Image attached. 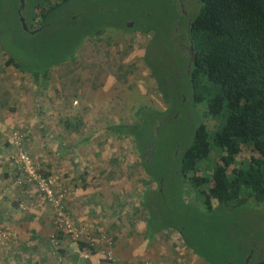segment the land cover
I'll return each instance as SVG.
<instances>
[{
  "label": "trees",
  "instance_id": "trees-1",
  "mask_svg": "<svg viewBox=\"0 0 264 264\" xmlns=\"http://www.w3.org/2000/svg\"><path fill=\"white\" fill-rule=\"evenodd\" d=\"M72 1L36 0L25 12L24 1L21 15L28 29L38 27L32 33L21 28L25 39L16 44L31 49L28 54L33 63L23 66L4 51L2 63L28 72L33 83L42 86L50 71L68 72L67 66L76 59V49L103 23L95 18L104 13L101 8H95L92 13L82 10L70 13L67 8ZM195 1L194 12L174 14L173 22L179 25L178 36L183 46L176 42L172 22L147 40L141 55L153 88L165 107L139 104L134 110L135 119L106 123L104 128L117 136H130L139 164L147 175L145 184L156 182L145 187L140 198V204L147 210V237L151 238L161 229L172 228L179 233L181 244L201 264H264L262 254H253L244 263L245 251L240 252L238 247L226 243V233L206 226L191 229L189 218L179 217V212L181 208L195 210L197 206L191 200L184 201L179 185L173 189L175 194L170 197L169 205L161 208L156 204L159 199L167 198L166 182L176 181L180 185L186 183L192 197L208 211L213 205L229 209L246 202L264 206V0ZM133 21L141 32L150 30L151 26L144 24V15L135 14ZM37 34L41 38H34ZM189 44L190 52L185 49ZM187 100H190L187 110L200 105L202 110H194L193 115L216 118L215 126L209 130L200 118L193 122L190 132L179 143L167 134L157 139L159 127L170 121L173 109ZM38 108L43 107L38 105ZM81 123L79 115L72 116L66 111L60 126L62 131L75 135ZM159 139L162 141L160 150L155 152V141ZM6 142L13 152V145ZM150 144L154 145L151 157L157 163L153 167L150 165L153 159L150 163L145 156ZM176 144L179 149L172 157ZM244 148L254 153L238 161L236 157ZM211 149H214L215 159L208 172H204L198 163L209 157ZM161 209L172 213L167 216ZM156 236L161 237V233ZM217 237L215 246L213 241ZM78 244L81 246L83 241Z\"/></svg>",
  "mask_w": 264,
  "mask_h": 264
},
{
  "label": "crops",
  "instance_id": "crops-1",
  "mask_svg": "<svg viewBox=\"0 0 264 264\" xmlns=\"http://www.w3.org/2000/svg\"><path fill=\"white\" fill-rule=\"evenodd\" d=\"M3 66L9 79L0 81V264H60L59 259L62 264H98L100 233L110 237L114 257L129 264H188L186 255L199 263L181 242L163 241L171 228L161 229L151 238L145 234L147 210L140 198L142 190L153 185L145 184V171L137 169L136 158L126 157L128 150L120 146L125 143L121 139L130 136L105 135L113 148L105 144L100 156L104 161H99V141H92L93 134L48 133L44 122L61 121L67 109H62L59 101L53 103L56 109H39L38 105L47 104L34 99L30 92L34 87L25 72L20 74L11 64ZM19 79L27 90H22ZM12 88L18 91L12 92ZM13 129L23 134L33 160L54 176V186L62 193L70 215L84 224L95 240L87 258L78 255L80 245L67 236L58 233L53 241L50 206L37 204L34 197L28 200V186L13 183L12 147L6 142ZM23 202L26 208L19 206Z\"/></svg>",
  "mask_w": 264,
  "mask_h": 264
},
{
  "label": "rangeland",
  "instance_id": "rangeland-1",
  "mask_svg": "<svg viewBox=\"0 0 264 264\" xmlns=\"http://www.w3.org/2000/svg\"><path fill=\"white\" fill-rule=\"evenodd\" d=\"M17 1L0 0V81L9 79L8 74L3 71L4 64L2 60L5 57L3 51L19 60L23 66H30L33 63L28 54L31 49H24L22 45L18 47L16 44L17 41L23 43L25 39V33L21 30L16 14ZM24 1L26 3L25 12L26 8L36 0ZM195 3V0H73L67 8L70 13L74 14L81 10L85 13H92L95 8H101L104 13L98 15L97 19L95 18V20L103 23L92 30V33L86 36L76 49V59L67 66L68 72L60 74L55 70L50 71L44 86L33 83L28 72H21L20 74L24 73L30 85L34 87L33 91L30 90L34 99L47 104H41L40 106L56 109L57 107L53 103L59 101L61 108H66L70 115L74 116L76 114L81 117L82 123L79 125L75 136L79 137L85 133L93 134L92 141H99V143H96L99 147L98 160L104 161L100 157L103 146L108 144L113 148V142L109 143L108 138L104 137L105 135L108 137L109 134V132L105 133L107 132L104 128L106 123L135 119L134 110L139 104L157 108L165 107L160 95L153 88L152 78L148 75V70L141 61V55L147 40L155 32L171 25L176 20L175 13L182 14L184 12L183 15H187V13L194 12L196 9ZM135 14L144 15V24L151 26L148 33L140 32L134 26V22L126 25L127 22L133 20ZM173 25L175 26L174 22L172 28ZM51 28L49 27V29ZM34 38H41V35L37 34ZM23 82L21 81L22 90L26 89ZM63 86L66 87L61 89ZM11 91L16 92L18 90L12 88ZM189 101L187 100L180 107L177 106L173 109L175 112L171 120L159 127V132L156 135L157 139L159 135L167 134L176 143H179L190 132L193 122L200 118L209 130L215 126L216 118L198 113L193 115V113H196L194 110H202L200 105H196L192 110H187L190 106ZM44 123L48 133L62 128L60 121L55 122L51 119ZM14 130L18 129H13L11 132ZM66 133L69 135L67 131ZM119 137L122 138V136ZM121 141L125 142L124 145ZM121 141H119L120 146L125 147L124 150L129 152V156L126 154V157L134 156L137 169L141 168L138 154L130 137H125ZM161 142L160 139L155 141V152L160 150ZM176 150H178V147ZM251 153L254 152L244 148L236 159L239 161L249 157ZM121 156L124 158V155ZM214 157V149H211L209 157L198 163L199 168L204 172H208L210 163L215 159ZM262 157L264 158V155ZM154 164L157 165L153 159L150 164L151 167ZM152 185H156V182H152ZM176 185H179L180 195L184 201L191 200L197 206L195 210L189 207L181 208L182 213L179 212V217L185 215L189 218L191 229L206 226L207 229L211 228L215 232L226 233L228 239L225 242L238 247L240 252L245 251V257L250 252V246L254 241L256 246L253 254L256 255L259 248L261 252H264L263 205L256 202H246L243 205L229 209L213 205V209L208 211L202 208L197 200L192 197V191L186 183L180 185L176 184V181H168L165 190L167 198H164V200L163 198L159 199V202L156 203L158 206L160 205L162 208V205L170 204V197L174 196L173 189ZM170 213L172 212L162 210V214L167 216ZM169 231L170 234L167 233L163 236V241L167 242L168 239H171L180 243L176 235L177 231L172 228ZM213 244L218 245V237L213 241ZM200 245L203 246L202 243ZM186 258L188 264H201L195 262L194 259L190 261V257L187 255Z\"/></svg>",
  "mask_w": 264,
  "mask_h": 264
},
{
  "label": "built area",
  "instance_id": "built-area-1",
  "mask_svg": "<svg viewBox=\"0 0 264 264\" xmlns=\"http://www.w3.org/2000/svg\"><path fill=\"white\" fill-rule=\"evenodd\" d=\"M7 141L13 145L14 150L10 153L9 159L14 166L13 183L25 184L28 186L25 189L27 192L28 200L31 197L36 200L39 205L48 204L51 208V224L53 231L50 234L55 242L56 235L61 233L73 241H84L83 245L79 246L77 253L81 258H87L92 248L94 247L95 240L89 236L87 227L77 222L70 215L67 210L63 199L62 193L58 188H55V178L49 172H43L40 166L32 159L24 144L23 134L14 130L7 136ZM19 206L26 208L27 204L19 203ZM5 237V234H3ZM98 241L100 246L98 249L100 253V260L98 264H129L114 257L111 251V239L104 233L98 234ZM59 263L62 264L61 259ZM139 262L137 264H144Z\"/></svg>",
  "mask_w": 264,
  "mask_h": 264
},
{
  "label": "flooded vegetation",
  "instance_id": "flooded-vegetation-1",
  "mask_svg": "<svg viewBox=\"0 0 264 264\" xmlns=\"http://www.w3.org/2000/svg\"><path fill=\"white\" fill-rule=\"evenodd\" d=\"M180 4V3H179ZM179 6H181V5H179ZM184 13V12H183ZM182 13V14H183ZM133 20L131 21V23L133 24ZM127 24V23H126ZM174 26V25H173ZM38 26H36L35 28H33V29H36ZM33 29H29L28 31H30V30H33ZM95 29V28H94ZM93 29V30H94ZM139 30V29H138ZM179 25L178 24H175V26L173 27V31H174V33H176L177 34V38H176V42H177V44H179V45H182L181 44V41H180V38H179V36H178V33H179ZM140 31V30H139ZM141 32V31H140ZM145 33H148V32H145ZM146 45V44H145ZM183 46V45H182ZM185 49H189V45L188 46H185ZM188 52H190V49H189V51ZM187 116V115H186ZM185 116V117H186ZM157 131V129H155V132ZM178 147V149H179V144H176L175 145V147L173 148V150H172V157H174V156H176L177 155V152H178V150H176V148ZM148 150H149V152H148V154H147V156H146V159H147V161L148 162H152V157H151V154H152V152L154 151V145H152V144H150V147L148 148ZM144 151V150H143ZM144 153V152H143ZM256 244V242L254 241V242H252V245L250 246V256L249 257H251L252 255H253V252H254V248H255V245ZM260 254H262V255H264V252H261V249L259 248L258 250H257V252H256V255H260Z\"/></svg>",
  "mask_w": 264,
  "mask_h": 264
},
{
  "label": "water",
  "instance_id": "water-1",
  "mask_svg": "<svg viewBox=\"0 0 264 264\" xmlns=\"http://www.w3.org/2000/svg\"><path fill=\"white\" fill-rule=\"evenodd\" d=\"M23 4H24V0H18V5H17V8H16V13H17V15H18V19H19V22H20L21 28H22L23 30H25V31H28L29 29H28V27H27V25H26V23H25L24 17L21 15V9H22V7H23ZM127 23H128V24H126V25H129V24H131V21H130V22H127ZM29 32L32 33L33 30H30ZM189 49H190V50L192 49L191 44H189ZM249 256H250V252H249V253L247 254V256L244 258V263L248 260Z\"/></svg>",
  "mask_w": 264,
  "mask_h": 264
}]
</instances>
